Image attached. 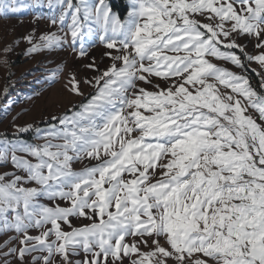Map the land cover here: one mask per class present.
Listing matches in <instances>:
<instances>
[{
	"label": "snow or ice",
	"instance_id": "6c2138e0",
	"mask_svg": "<svg viewBox=\"0 0 264 264\" xmlns=\"http://www.w3.org/2000/svg\"><path fill=\"white\" fill-rule=\"evenodd\" d=\"M113 9L0 0V19L55 29L24 36L26 55L99 42L110 61L70 73L80 100L45 128L0 133V264H264V0Z\"/></svg>",
	"mask_w": 264,
	"mask_h": 264
},
{
	"label": "rangeland",
	"instance_id": "374dc122",
	"mask_svg": "<svg viewBox=\"0 0 264 264\" xmlns=\"http://www.w3.org/2000/svg\"><path fill=\"white\" fill-rule=\"evenodd\" d=\"M114 11L126 14L127 0H109ZM42 17L49 13L46 8L37 10ZM34 14H25L21 19H0V49L13 45V51L8 55V65L0 64V133L14 131L12 127L13 118L15 123L21 126L34 125L45 128L46 121L54 115H60L66 111L73 103H77L80 97L68 92L65 88L70 73L76 72L78 77L93 75L84 65L91 62L92 58L98 67L103 70L110 61L103 56L104 46L99 42L95 47L88 48V55L85 58H78L70 48L44 51L31 55H26L28 47L24 36L35 30L36 38L50 30L49 21L41 18L34 23ZM249 50L252 45L249 44ZM60 66L61 72L55 77V82H50L51 71ZM255 67V65H253ZM82 90L87 94L90 89L82 85ZM7 88V94H5ZM23 139L31 143H42L35 137V132L30 131L22 134ZM77 169L81 164L75 165ZM2 170V169H0ZM74 223L79 226L78 221ZM65 230L67 227L65 226ZM14 233H9L13 235ZM33 235L38 234L35 230ZM8 236L0 235V243H3ZM19 247L18 241L13 245ZM6 250V249H5ZM16 264V261H13Z\"/></svg>",
	"mask_w": 264,
	"mask_h": 264
},
{
	"label": "trees",
	"instance_id": "16d2710c",
	"mask_svg": "<svg viewBox=\"0 0 264 264\" xmlns=\"http://www.w3.org/2000/svg\"><path fill=\"white\" fill-rule=\"evenodd\" d=\"M113 6L115 7V5L113 4Z\"/></svg>",
	"mask_w": 264,
	"mask_h": 264
}]
</instances>
